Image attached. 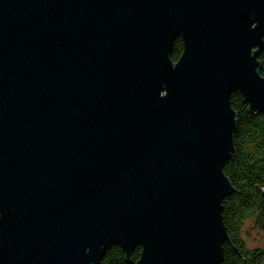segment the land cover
<instances>
[{
  "label": "water",
  "instance_id": "95a60500",
  "mask_svg": "<svg viewBox=\"0 0 264 264\" xmlns=\"http://www.w3.org/2000/svg\"><path fill=\"white\" fill-rule=\"evenodd\" d=\"M262 54L264 0H0V264H223Z\"/></svg>",
  "mask_w": 264,
  "mask_h": 264
},
{
  "label": "trees",
  "instance_id": "16d2710c",
  "mask_svg": "<svg viewBox=\"0 0 264 264\" xmlns=\"http://www.w3.org/2000/svg\"><path fill=\"white\" fill-rule=\"evenodd\" d=\"M259 59L264 76V54ZM230 101L238 126L235 150L224 167L235 191L223 201V219L230 237L224 244L223 264H264V248H250L243 235L245 226L251 224L264 240V115L250 112L239 91L232 92ZM141 252L142 247H137L128 262L125 252L113 246L101 264H136Z\"/></svg>",
  "mask_w": 264,
  "mask_h": 264
},
{
  "label": "rangeland",
  "instance_id": "374dc122",
  "mask_svg": "<svg viewBox=\"0 0 264 264\" xmlns=\"http://www.w3.org/2000/svg\"><path fill=\"white\" fill-rule=\"evenodd\" d=\"M244 238L247 242V245L250 248H264V240L258 234L256 230H254L251 224H247L243 230Z\"/></svg>",
  "mask_w": 264,
  "mask_h": 264
},
{
  "label": "flooded vegetation",
  "instance_id": "af4514ba",
  "mask_svg": "<svg viewBox=\"0 0 264 264\" xmlns=\"http://www.w3.org/2000/svg\"><path fill=\"white\" fill-rule=\"evenodd\" d=\"M178 44H177V46H179V48H178V50H176L175 51V54L173 55V59L175 60V61H177L179 58H180V56H181V53H182V42L181 41H179V42H177ZM175 57V58H174Z\"/></svg>",
  "mask_w": 264,
  "mask_h": 264
}]
</instances>
